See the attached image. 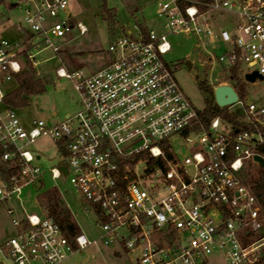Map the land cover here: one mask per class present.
<instances>
[{
	"label": "built area",
	"instance_id": "2783aa9c",
	"mask_svg": "<svg viewBox=\"0 0 264 264\" xmlns=\"http://www.w3.org/2000/svg\"><path fill=\"white\" fill-rule=\"evenodd\" d=\"M154 1L167 31L125 25L112 32L110 60L99 69L58 66V77L72 79L81 108L57 123H25L7 96L30 65L42 77L37 67L51 56L37 55L57 56L75 24L69 0H0L20 5L25 33H0V204L15 227L0 244V264H61L98 241L120 244L134 264H208L214 254L226 264H264V211L246 181L247 162L258 164L263 138L244 127L253 121L236 125L218 115L203 123L202 109L165 59L170 34H185L206 56L203 66L222 67L217 85L234 67L264 76V0ZM220 16L224 25L216 29ZM77 27L87 31L81 22ZM10 82L15 88L6 87ZM244 109L250 120L264 115L255 101ZM41 137L59 155L52 177H67L82 195L84 210L98 219V239L82 232L70 238L42 203L41 214L26 209L25 189L43 187L37 163L43 154L33 149Z\"/></svg>",
	"mask_w": 264,
	"mask_h": 264
},
{
	"label": "rangeland",
	"instance_id": "374dc122",
	"mask_svg": "<svg viewBox=\"0 0 264 264\" xmlns=\"http://www.w3.org/2000/svg\"><path fill=\"white\" fill-rule=\"evenodd\" d=\"M104 4L114 12V21L107 17L103 10ZM0 10L2 11L0 15L1 35L14 38L20 32L24 37L25 33L21 29L24 25V12L20 5L2 4ZM68 12L71 13V20L75 23V27L69 33L57 56H52L54 53L49 50L37 55L39 59L51 56L37 67V70L42 73L41 78L46 81V87L42 93L29 95L27 106L17 107L18 115L25 123L40 118L57 123L63 120L68 113L74 114L81 108V99L72 79L58 77L55 71L58 66L65 65L70 69L83 68L87 71L99 69L110 60L108 46L113 38L112 32L124 28L125 25L134 23L145 25L146 23L150 28L167 31L164 27L167 18L157 14V3L154 0H69ZM67 15L68 13H63L61 18ZM78 21L87 27L85 33L79 32ZM223 25L224 18L220 16L216 19L214 27L219 29ZM169 40L172 49L165 54V59L175 68L176 78L186 94L197 108L203 109L209 94L200 88V83L204 82L214 89L217 86L215 78L222 67L217 65L211 71L207 63L203 66L206 56L200 53L193 37L185 34H170ZM189 59L194 63L191 68L187 65ZM238 76L241 87L236 85L227 73L218 78V81L231 84L240 92L242 102L227 106L229 113L240 122L253 121L264 125V115L258 116L259 120L252 115V120H250L244 109V103L250 101L264 104V79L248 81L243 72H240ZM15 83L10 82L6 87L15 88ZM33 149L43 154L37 161L44 170L43 187L29 186L25 189L23 198L26 209L29 212L41 214L43 207L47 212L46 206L41 207V197H44L47 191L57 190L62 198L63 206L73 213L72 219L77 222L80 232L89 239H98L102 230L95 214L84 210L82 195L67 177L53 178L51 175V167L59 163V155L54 142L48 137H41L33 143ZM247 163L246 181L252 184L250 174L257 175L259 164L251 160ZM14 233L15 227L6 213L5 206L0 204V244ZM134 259L135 255L128 253L120 244H104L98 241L70 254L61 264H134ZM226 263V259L218 254L208 258V264ZM33 264H39V262L34 261Z\"/></svg>",
	"mask_w": 264,
	"mask_h": 264
},
{
	"label": "trees",
	"instance_id": "16d2710c",
	"mask_svg": "<svg viewBox=\"0 0 264 264\" xmlns=\"http://www.w3.org/2000/svg\"><path fill=\"white\" fill-rule=\"evenodd\" d=\"M103 10L106 12L107 17L114 21V12H112L111 9H109L105 4ZM230 78L236 83V85L240 86V78L235 67L232 69ZM18 82V87L11 91L7 96V101L15 107L27 106L29 95L34 93H42L45 91L46 81L45 79L36 76V69L32 65H30L18 76ZM200 88L209 94V96L206 97L205 107L199 112L203 123L208 125L212 118L221 115L226 120L236 125H241V122L229 113L227 106L222 107L218 105L215 100L214 89L212 86L206 85L203 82L200 83ZM237 92L240 96L239 90H237ZM243 125L245 128L259 133L262 136L263 140L257 145V152L264 156V125L260 123H250ZM250 175L252 177L251 185L264 211V167L259 165L257 175ZM247 182L249 181L247 180ZM41 199V203L46 206L48 213L59 222L62 229L70 238H73L80 232V227L78 226L77 222L72 219L73 213L70 209L63 206L62 198L57 190L47 191L44 194V197L42 196Z\"/></svg>",
	"mask_w": 264,
	"mask_h": 264
},
{
	"label": "water",
	"instance_id": "95a60500",
	"mask_svg": "<svg viewBox=\"0 0 264 264\" xmlns=\"http://www.w3.org/2000/svg\"><path fill=\"white\" fill-rule=\"evenodd\" d=\"M187 65L189 68L192 67V61L187 60ZM245 79L248 81H256L264 79V76L260 74L258 71L248 72L245 74ZM214 96L215 100L220 106H230L240 100V96L235 89V87L231 84H220L214 88ZM254 160L258 162L261 167H264V156L257 153L254 155ZM61 170L64 174H67L68 170L65 165L61 166Z\"/></svg>",
	"mask_w": 264,
	"mask_h": 264
},
{
	"label": "crops",
	"instance_id": "0c3cea01",
	"mask_svg": "<svg viewBox=\"0 0 264 264\" xmlns=\"http://www.w3.org/2000/svg\"><path fill=\"white\" fill-rule=\"evenodd\" d=\"M78 22H79V21H78ZM73 23H74V22H73ZM144 23H145V22H144ZM74 24H75V23H74ZM18 34H19V33H17V35H16V36H18ZM65 67H66V66H65ZM68 69H70V68H68ZM73 69H75V68H73ZM70 70H72V69H70Z\"/></svg>",
	"mask_w": 264,
	"mask_h": 264
}]
</instances>
